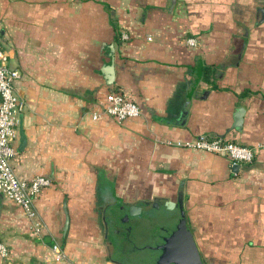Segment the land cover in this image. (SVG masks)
<instances>
[{"label":"crops","instance_id":"0c3cea01","mask_svg":"<svg viewBox=\"0 0 264 264\" xmlns=\"http://www.w3.org/2000/svg\"><path fill=\"white\" fill-rule=\"evenodd\" d=\"M0 38L26 101L27 141L19 150L18 139L13 167L23 177L55 169L34 200L41 237L0 195L9 251L0 264H162L178 204L141 243L153 245L145 254L134 249L136 215H125L132 203L144 215L167 199L182 203L204 263L264 264V0H0ZM109 63L113 83L102 71ZM115 90L140 114L93 119ZM200 134L255 156L234 167L224 154L173 143Z\"/></svg>","mask_w":264,"mask_h":264},{"label":"built area","instance_id":"2783aa9c","mask_svg":"<svg viewBox=\"0 0 264 264\" xmlns=\"http://www.w3.org/2000/svg\"><path fill=\"white\" fill-rule=\"evenodd\" d=\"M120 37L125 40L128 34L122 31ZM187 42L195 44L193 37L187 38ZM21 71L9 64V53L2 45L0 38V195L5 196L22 210V213L30 223L31 231L36 236H42L44 222L41 220L35 198L45 187L51 184V180L43 173L31 177L20 176L13 167L12 159L17 153V141L19 139L18 126L21 113L26 107L25 99L19 95L15 83L21 78ZM106 114L115 121L121 122L127 118L140 114V106L121 90L112 91L106 103L92 112V118L97 119ZM175 145L203 149L226 155L233 163H246L253 160L255 150L253 147L240 144L236 141L225 139L221 136L200 134L190 140H176ZM7 245L0 241V256L8 255ZM53 259L60 260L64 253L57 242L52 244ZM42 264H48L47 260Z\"/></svg>","mask_w":264,"mask_h":264},{"label":"water","instance_id":"95a60500","mask_svg":"<svg viewBox=\"0 0 264 264\" xmlns=\"http://www.w3.org/2000/svg\"><path fill=\"white\" fill-rule=\"evenodd\" d=\"M102 71L105 73L107 83H113L114 81L113 63L105 64L102 67ZM243 110H244L243 107H238L235 110L234 125L237 127L241 126ZM19 136H20L19 137L20 143L18 149L22 150L26 144L27 138L21 122L19 123ZM233 166L237 167L239 166V164L235 163ZM44 175L48 177L51 181L55 179V169L53 162L51 163L50 170ZM178 202H175L171 199H167L164 202L165 206L168 208H173L175 207V205L178 204L180 208V217L175 227L170 231V233L167 236L164 237L163 242L159 244V247L162 250L159 261L162 264H169L170 262L173 264H205L204 261L202 260L199 248L195 241L193 231L187 224L182 203L180 201ZM140 211H141V206L132 203L128 206V213L125 215V217L128 218L129 215L137 214ZM67 226H68V215L66 214L64 228L66 229Z\"/></svg>","mask_w":264,"mask_h":264},{"label":"rangeland","instance_id":"374dc122","mask_svg":"<svg viewBox=\"0 0 264 264\" xmlns=\"http://www.w3.org/2000/svg\"><path fill=\"white\" fill-rule=\"evenodd\" d=\"M144 210V209H143ZM169 211V209L166 206H158L157 204H155L154 206H152L149 210V212H144V215H139L140 213L138 212V214L136 215V218L131 220V224L133 225L134 231L131 233L134 237H137V247L138 248H134L135 251L141 253V254H145L146 252L148 253L149 251H152V244L150 245L151 248L149 249L148 247H142L141 243L145 242L146 237L149 240H153L152 233L155 232H160L162 229L161 225H160V221L161 218H163L167 212ZM141 212V211H140ZM153 215V217H148L147 214ZM147 215V216H146ZM102 224V223H101ZM100 229V228H99ZM100 232V236L103 234V227L101 226V231ZM102 232V233H101ZM149 235V236H148ZM109 236L110 237H114L115 234L113 233L112 230L109 231ZM147 239V241H148ZM129 249H133L130 248Z\"/></svg>","mask_w":264,"mask_h":264},{"label":"flooded vegetation","instance_id":"af4514ba","mask_svg":"<svg viewBox=\"0 0 264 264\" xmlns=\"http://www.w3.org/2000/svg\"><path fill=\"white\" fill-rule=\"evenodd\" d=\"M152 204H153V203H152ZM168 234H169V233H168ZM165 236H167V235H162V238L165 237Z\"/></svg>","mask_w":264,"mask_h":264},{"label":"trees","instance_id":"16d2710c","mask_svg":"<svg viewBox=\"0 0 264 264\" xmlns=\"http://www.w3.org/2000/svg\"><path fill=\"white\" fill-rule=\"evenodd\" d=\"M239 143V142H238ZM240 144H242V143H240ZM206 264V263H205Z\"/></svg>","mask_w":264,"mask_h":264}]
</instances>
